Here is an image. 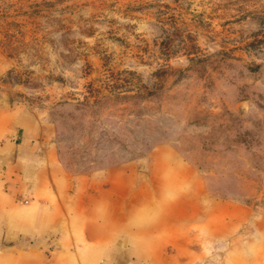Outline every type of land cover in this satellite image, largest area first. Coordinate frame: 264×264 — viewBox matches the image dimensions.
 I'll return each mask as SVG.
<instances>
[{
  "label": "rangeland",
  "instance_id": "1",
  "mask_svg": "<svg viewBox=\"0 0 264 264\" xmlns=\"http://www.w3.org/2000/svg\"><path fill=\"white\" fill-rule=\"evenodd\" d=\"M12 103L81 189L136 174L151 207L171 175L194 238L174 264H264V0H0Z\"/></svg>",
  "mask_w": 264,
  "mask_h": 264
},
{
  "label": "crops",
  "instance_id": "2",
  "mask_svg": "<svg viewBox=\"0 0 264 264\" xmlns=\"http://www.w3.org/2000/svg\"><path fill=\"white\" fill-rule=\"evenodd\" d=\"M43 128L23 105L0 106V264L190 260L194 238L185 210H168L175 204L166 186L171 175H158L160 193L146 190L157 199L151 207L144 206L143 178L136 174L89 175V188L81 189Z\"/></svg>",
  "mask_w": 264,
  "mask_h": 264
},
{
  "label": "built area",
  "instance_id": "3",
  "mask_svg": "<svg viewBox=\"0 0 264 264\" xmlns=\"http://www.w3.org/2000/svg\"><path fill=\"white\" fill-rule=\"evenodd\" d=\"M24 201H26V199Z\"/></svg>",
  "mask_w": 264,
  "mask_h": 264
}]
</instances>
